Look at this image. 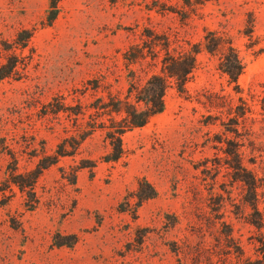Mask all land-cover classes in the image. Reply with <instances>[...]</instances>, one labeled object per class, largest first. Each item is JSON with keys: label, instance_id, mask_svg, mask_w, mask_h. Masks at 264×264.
Masks as SVG:
<instances>
[{"label": "rangeland", "instance_id": "374dc122", "mask_svg": "<svg viewBox=\"0 0 264 264\" xmlns=\"http://www.w3.org/2000/svg\"><path fill=\"white\" fill-rule=\"evenodd\" d=\"M51 1L0 0V47L32 33L17 50L25 63L0 82V264L256 259L264 228L249 222L258 216L233 152L257 175L264 212V51L256 52L264 46V0H60L48 25ZM208 30L226 32L238 47L241 94L218 58L203 52L187 91L170 89L164 112L123 135L118 161L104 159V131L76 136L78 103L124 96L131 69L144 82L160 71L148 48L143 66H129L136 45L167 37L174 51ZM240 95L255 110L245 123L234 113ZM45 165L33 190L12 182ZM152 188L155 196L140 201Z\"/></svg>", "mask_w": 264, "mask_h": 264}, {"label": "trees", "instance_id": "16d2710c", "mask_svg": "<svg viewBox=\"0 0 264 264\" xmlns=\"http://www.w3.org/2000/svg\"><path fill=\"white\" fill-rule=\"evenodd\" d=\"M59 1H51L50 6L53 11L48 25H51L58 16ZM205 1L207 0H199L201 3ZM249 29V32H247L250 41L249 47L260 45L261 40L253 35L252 22L249 25ZM20 35L21 33L15 41V46L6 44V46L12 47H0V58L4 57L6 59L0 66V82L5 78L11 77L17 67L25 63L22 62L17 50L28 46L32 33H28L26 40H22ZM151 40V46L141 47L136 45L133 56L128 57L127 60L129 61V66H143L141 63L148 61L146 52V48H148L147 51L151 52L150 61L148 62L154 66L160 62V71L152 72L144 82L139 77L138 71L131 69L133 75L124 96L109 92L108 100L100 97L90 105L83 106L82 102L78 103L80 109L75 113L76 136L79 135L81 140H85L98 129L104 131L106 140L109 141V151L104 156L105 161H118L123 157L125 153L123 135L127 131L145 126L152 118L164 112L166 108L165 97L170 89L176 88L182 93L187 91V85L198 68L199 55L203 52L218 58V69L227 77L228 83L233 86L234 91L238 94L242 93L239 79L245 70V63L232 37L226 32L208 30L202 41L196 43L188 42L187 47L174 48V51L171 49V43L167 37L163 44H160L161 42L158 39L154 38ZM263 51L264 46H259L256 52ZM95 88L98 90L99 86L97 85ZM239 100L241 103L236 106L237 108L234 111L237 119L241 118V123H245L249 119L253 120L255 115L253 105L241 95ZM262 109H264V106ZM262 113L264 114V112ZM227 153L230 154L228 151ZM233 153L237 160V168L247 171L245 181L249 185L250 193L247 203L258 216L256 220H249V222L262 229L264 228V212L259 210L257 175L253 170L243 168L241 157L236 151ZM47 167L48 165L41 166L40 170L30 172L27 175L18 174L12 182L19 186L22 191L27 187L33 190L36 179L43 169ZM30 175L33 176L32 180L29 183L25 182L26 176ZM152 189L153 193L148 194L145 198L140 197V201L154 197L156 191L154 188ZM261 234L258 239V256L256 259L248 258L247 264H264V232Z\"/></svg>", "mask_w": 264, "mask_h": 264}]
</instances>
